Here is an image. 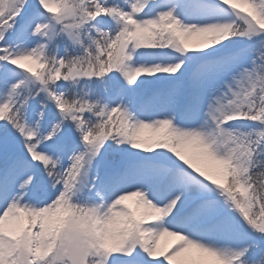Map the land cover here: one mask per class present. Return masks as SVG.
<instances>
[{
    "label": "snow or ice",
    "instance_id": "1",
    "mask_svg": "<svg viewBox=\"0 0 264 264\" xmlns=\"http://www.w3.org/2000/svg\"><path fill=\"white\" fill-rule=\"evenodd\" d=\"M0 264H264V0H0Z\"/></svg>",
    "mask_w": 264,
    "mask_h": 264
},
{
    "label": "bare ground",
    "instance_id": "2",
    "mask_svg": "<svg viewBox=\"0 0 264 264\" xmlns=\"http://www.w3.org/2000/svg\"><path fill=\"white\" fill-rule=\"evenodd\" d=\"M196 41H194V43H195Z\"/></svg>",
    "mask_w": 264,
    "mask_h": 264
}]
</instances>
